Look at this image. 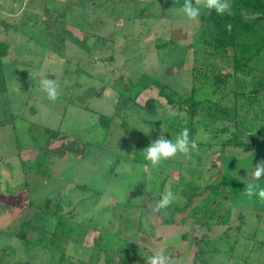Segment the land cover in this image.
Segmentation results:
<instances>
[{
    "label": "rangeland",
    "instance_id": "374dc122",
    "mask_svg": "<svg viewBox=\"0 0 264 264\" xmlns=\"http://www.w3.org/2000/svg\"><path fill=\"white\" fill-rule=\"evenodd\" d=\"M183 3L0 0V40L10 45L0 93V264H120L132 244L131 264L159 251L170 264H264V204L244 195L249 182L264 188V177L252 179L264 160V95L255 104L231 96L228 118L214 121L203 110L192 119L154 85L129 96L150 73L182 95L195 87L217 97L195 77L213 51L201 41L212 33L207 11L189 21ZM250 65L237 78L247 94L264 78V48ZM41 76L59 86L54 103ZM152 97L156 112L145 108ZM185 128L198 144L191 159L152 168L142 151ZM169 190L173 203L153 212Z\"/></svg>",
    "mask_w": 264,
    "mask_h": 264
},
{
    "label": "trees",
    "instance_id": "16d2710c",
    "mask_svg": "<svg viewBox=\"0 0 264 264\" xmlns=\"http://www.w3.org/2000/svg\"><path fill=\"white\" fill-rule=\"evenodd\" d=\"M206 11V20L210 23L212 33L209 32L201 41L209 44L213 51H209V54L197 62L195 77L199 75L206 77L210 84L215 86L213 91L218 94L217 97L201 98L197 96L195 87H193L191 94L185 96L156 76L144 73L137 80L133 92L129 94L131 99H135L143 91L154 85L159 89V94L170 105H176L180 110L186 106L192 119L201 110L208 113L209 119L214 117H218L217 119L228 118L229 108L233 105L229 103L233 100L231 96L234 97L235 101L239 96H245L250 103L255 104L259 101L260 96L264 95V78L257 80L254 84V79L250 80L248 83L253 85L248 94L246 93V84L238 82L237 78L241 75L240 71L251 67L250 64L259 57L264 48V0H233L230 13H225L222 16L217 15L214 10L210 12L206 9ZM226 25H231V29L229 30ZM207 32L208 30L202 27L200 34L206 35ZM257 36L260 38L259 42L256 43L258 46L254 49L251 41ZM9 47L8 42L0 40V93L6 91L8 86L4 70V58L9 53ZM230 47L233 48V53L228 51ZM201 68L204 69L201 70ZM240 86L242 88L238 90L237 87L240 88ZM251 94L253 95L251 96ZM159 105L160 101L152 97L146 102L145 108L150 112H156ZM100 119L101 124L110 126L111 117L102 115ZM212 120L214 121V119ZM222 130L226 131L227 128L224 127ZM234 136L237 137L236 134ZM234 142L236 145L244 147L246 151L255 148L254 143H245L236 139ZM24 236L22 234V237ZM138 247L137 244H132L131 252L123 256L120 264H131L138 256Z\"/></svg>",
    "mask_w": 264,
    "mask_h": 264
},
{
    "label": "clouds",
    "instance_id": "9594fccd",
    "mask_svg": "<svg viewBox=\"0 0 264 264\" xmlns=\"http://www.w3.org/2000/svg\"><path fill=\"white\" fill-rule=\"evenodd\" d=\"M202 8L208 9L210 12L214 10L217 15L222 16L225 13H230L231 5L229 0H184L181 11L189 21L199 22ZM226 27L229 30L231 29V25H226ZM39 86L49 101L54 103L59 98V86L56 81L41 76ZM169 113L172 116L176 115L171 110H169ZM197 148L196 140L190 139L189 130L185 128L176 136L174 141L165 139L161 134L142 151V154L152 168H159L165 161L175 159L178 155L191 159L192 151L197 150ZM262 177H264V160L258 163L252 172L253 181H259ZM244 195L250 200L256 197L260 203L264 204V188H260L257 183H247ZM174 200V194L170 190L166 191L160 200L156 202L153 212L158 213L168 208ZM146 264H170V261L164 252L159 251L148 256Z\"/></svg>",
    "mask_w": 264,
    "mask_h": 264
},
{
    "label": "crops",
    "instance_id": "0c3cea01",
    "mask_svg": "<svg viewBox=\"0 0 264 264\" xmlns=\"http://www.w3.org/2000/svg\"><path fill=\"white\" fill-rule=\"evenodd\" d=\"M25 151H30V150H25ZM251 151H253V150H251ZM29 156V155H28Z\"/></svg>",
    "mask_w": 264,
    "mask_h": 264
}]
</instances>
